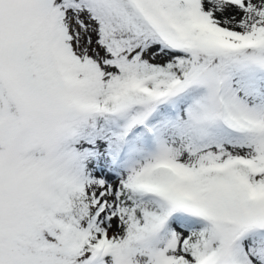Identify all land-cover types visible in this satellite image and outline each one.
Wrapping results in <instances>:
<instances>
[{
	"label": "snow or ice",
	"instance_id": "obj_1",
	"mask_svg": "<svg viewBox=\"0 0 264 264\" xmlns=\"http://www.w3.org/2000/svg\"><path fill=\"white\" fill-rule=\"evenodd\" d=\"M0 264H264V0H0Z\"/></svg>",
	"mask_w": 264,
	"mask_h": 264
}]
</instances>
